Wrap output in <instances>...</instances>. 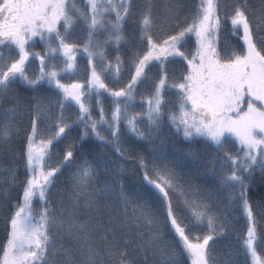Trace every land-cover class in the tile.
<instances>
[{
	"label": "snow or ice",
	"instance_id": "1",
	"mask_svg": "<svg viewBox=\"0 0 264 264\" xmlns=\"http://www.w3.org/2000/svg\"><path fill=\"white\" fill-rule=\"evenodd\" d=\"M154 7L149 0L137 15L131 0H84L83 7L77 0H0V102L18 101L21 88L56 97L33 106L20 192L15 199L3 192L0 264H219L209 242L230 230L233 209H242L247 228L229 264H264V246L257 247L264 204L254 212L247 195L253 174L264 176V0L259 14L246 0H197L191 15L179 3L166 5L163 16ZM133 17L136 31L126 34ZM223 21L242 42L239 50L220 47ZM78 25L84 43L74 38ZM175 61L183 64L178 79L169 76ZM68 104L75 119L66 115ZM18 108L10 102L4 109L0 143L11 141ZM49 121L54 130L45 136L41 125ZM74 127L82 143L66 145L53 165L56 145ZM85 137L133 165L121 163L105 185L106 192L118 189L120 209L89 185L87 159L73 177L82 185L73 203L54 193L63 191L57 178L81 156ZM189 157L194 166L184 174ZM6 171L4 181L15 185L17 167ZM208 176L218 189L200 182Z\"/></svg>",
	"mask_w": 264,
	"mask_h": 264
},
{
	"label": "trees",
	"instance_id": "2",
	"mask_svg": "<svg viewBox=\"0 0 264 264\" xmlns=\"http://www.w3.org/2000/svg\"><path fill=\"white\" fill-rule=\"evenodd\" d=\"M81 7H83L84 0H77ZM133 4V11L135 14H139L143 10L145 3L149 0H131ZM154 4V11L157 15L163 16L165 14V6L169 3H179L182 5V15H191L194 10V6L197 0H151ZM228 5H232L239 2H244V0H224ZM249 7L259 14L261 0H246ZM230 8H226L224 13L225 15L229 14ZM223 27L220 33V47L224 50H227L229 46L239 50L241 46V41L236 37V35L231 31V26L227 21L222 22ZM166 27V26H165ZM136 31L135 17L131 18L127 24H125V33L131 34ZM264 34V33H262ZM74 38L78 43H84L87 40V35L85 28L82 25H78L74 30ZM97 38L103 42L106 38V33H98ZM35 47L39 49L41 44L36 43ZM114 45L109 43L106 45L107 51L110 57L115 55ZM121 54L126 53V46L124 44L120 47ZM79 64L81 69L86 64V57L81 54L79 59ZM37 62L33 60L29 65V71H35ZM169 76L174 78H179L181 71L183 70V64L180 61H175L168 65ZM155 72L156 69L154 68ZM81 77L84 73L81 70ZM126 75V73H125ZM67 79V77H66ZM108 83H112L111 79ZM21 95L19 96L18 101H4L0 102V121L5 119L4 109L8 107L10 102H16L19 104V108L15 114L11 116L10 124L13 130L12 139L10 142L0 143V181H4V178L7 177L8 173L7 168L15 165L18 169L17 183L15 185H10L6 181L0 183V240L4 238V230L6 226L5 217L8 214L7 203L2 200L3 192L6 190L9 198L15 199L20 192L19 181L23 179L24 176V167H23V157H22V148L24 135L26 130L30 126V121L33 116V106L40 103L42 100L46 103L48 98L55 100L54 92L48 91L47 89H42L40 92H32L21 88ZM105 104H109L110 100L108 97H105ZM66 115L72 119L76 118L77 109L74 104H68ZM51 127V121L47 125H41V131L45 136L53 131ZM103 131V130H101ZM80 129L74 127L68 136H65L63 140L56 145V150L53 155V165L60 159V153L65 149V146L71 144L73 141L77 145L82 142L79 139ZM129 143L133 142L131 137H126ZM83 144V152L80 157L73 163V165L66 169L58 178H57V189H62V192H57L54 190V193L57 195H62L64 203L66 205H71L75 200L78 192L81 188V182L74 179V174L76 173L82 160L87 159L89 165L93 170V175L89 181V185L95 187L101 193V202L108 203L110 207H115L120 209V201L117 198V190L115 191H104L105 185L114 181L116 179L115 170L121 164H125L128 168L133 167L130 160L120 161L119 157L115 152L112 151L111 147L106 144H101L95 140V138L85 137ZM168 152L172 151L171 143L169 142L166 146ZM199 147V144H197ZM229 151L235 152V148L232 145L228 144ZM211 150H208L210 153ZM135 155V153H131ZM207 158V154L205 156ZM185 163L189 167L182 169L184 174L189 172L190 167L194 166L191 157L187 158ZM127 180V178H125ZM207 189H218L219 186L216 184V180L208 176L202 178L200 181ZM137 183H139L137 178ZM227 189L219 191V195H223ZM136 195V193H133ZM248 199L253 204V210L256 211V205L264 204V176L261 175L259 171L255 172L249 181L248 188ZM187 215V213H185ZM230 220V230L227 234L220 236L218 239L214 238V241H210L209 244L219 261V264H229L230 261L237 258L241 249V238L246 235L247 220L245 215L241 210H232V214L229 217ZM258 231L261 234H264V226L258 225ZM197 235L201 234L200 232L196 233ZM264 246V242L258 243V249ZM250 259V258H249ZM190 264V261H189Z\"/></svg>",
	"mask_w": 264,
	"mask_h": 264
}]
</instances>
